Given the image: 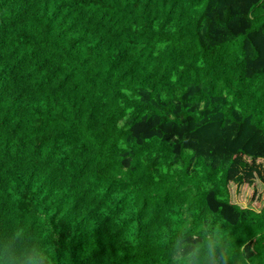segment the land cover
Here are the masks:
<instances>
[{
    "label": "trees",
    "instance_id": "obj_1",
    "mask_svg": "<svg viewBox=\"0 0 264 264\" xmlns=\"http://www.w3.org/2000/svg\"><path fill=\"white\" fill-rule=\"evenodd\" d=\"M264 0H0V264H264Z\"/></svg>",
    "mask_w": 264,
    "mask_h": 264
},
{
    "label": "rangeland",
    "instance_id": "obj_2",
    "mask_svg": "<svg viewBox=\"0 0 264 264\" xmlns=\"http://www.w3.org/2000/svg\"><path fill=\"white\" fill-rule=\"evenodd\" d=\"M231 201L243 208H251L256 211L264 206V185L259 178L253 184H230Z\"/></svg>",
    "mask_w": 264,
    "mask_h": 264
}]
</instances>
